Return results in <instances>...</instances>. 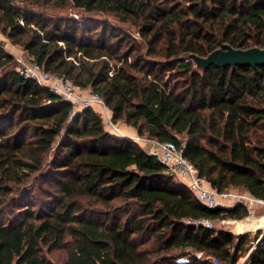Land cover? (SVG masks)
I'll return each instance as SVG.
<instances>
[{
	"label": "trees",
	"instance_id": "1",
	"mask_svg": "<svg viewBox=\"0 0 264 264\" xmlns=\"http://www.w3.org/2000/svg\"><path fill=\"white\" fill-rule=\"evenodd\" d=\"M70 6L111 15L139 40L106 20L47 14ZM0 33L100 96L112 123L180 147L212 190L264 200V66L202 70L189 58L264 48V0H0ZM13 60L0 44V264H52L47 254L67 236L65 264H176L189 251L236 264L248 252L249 234L216 225L244 219L243 205L204 207L98 112L70 117L72 104ZM257 239L250 264H264Z\"/></svg>",
	"mask_w": 264,
	"mask_h": 264
},
{
	"label": "built area",
	"instance_id": "2",
	"mask_svg": "<svg viewBox=\"0 0 264 264\" xmlns=\"http://www.w3.org/2000/svg\"><path fill=\"white\" fill-rule=\"evenodd\" d=\"M26 55L28 60H18V63H20L17 70L18 74L24 79L33 80L38 86L47 89L60 99L69 101L72 104V109L69 112L70 117L76 113L77 107L95 109L97 106L105 108L103 99L100 96L92 92L81 94L69 79L48 73L41 65L29 58L27 53ZM102 123L108 132L119 134V130L116 126H113L109 116H107V119L102 120ZM131 140L144 148L146 154L152 156L164 168L166 175L182 182L204 207L215 209L233 207L237 204L243 205L247 211L245 219L254 220L257 218L258 233L261 236L264 235V200L255 199L244 192L231 195L229 193L219 194L212 190L206 181L199 177L194 166L183 157L182 149L171 141L161 142L147 136H136ZM183 222L194 226L201 225L208 229L213 227V223L209 220H184ZM230 222V219H220L216 225L219 228H224ZM190 257L209 264H223L217 258L204 255L201 252L192 253L190 251L186 255L178 257L175 263L188 264Z\"/></svg>",
	"mask_w": 264,
	"mask_h": 264
},
{
	"label": "rangeland",
	"instance_id": "3",
	"mask_svg": "<svg viewBox=\"0 0 264 264\" xmlns=\"http://www.w3.org/2000/svg\"><path fill=\"white\" fill-rule=\"evenodd\" d=\"M47 14L50 15H58V16H67V17H72L74 19H83V18H87V19H94V20H106L108 22H110L113 25H117L122 27L123 29H126L129 31L130 35L132 38L138 39V35L137 32L135 30V28L127 25V24H119L117 22V20L108 14H99V13H92V14H84L83 12L73 8V7H68L64 10H47ZM0 44L2 45V47L4 48V50L8 53L11 54L14 57L13 60V68L17 71L20 67V63H18V60H22V61H26L28 60V57L26 55L27 52H25L22 48L13 45L6 37H4L1 33H0ZM29 56V55H28ZM30 58V57H29ZM83 95H84V91ZM86 93V92H85ZM97 107V106H96ZM101 108V107H100ZM76 109H82L80 107H77ZM98 110V109H97ZM100 116H101V120L107 119V116H109L110 120H111V113L109 112V110L105 107V108H101L100 111H97ZM113 126H116L117 129L119 130V127L117 126L116 123H112ZM111 135L117 136L121 139H126V140H131L130 138H127L126 136L122 135L119 131V134L116 132H110ZM178 139L181 141V138L178 137ZM132 141V140H131ZM137 144V143H136ZM139 147H141L139 144H137ZM176 181V180H175ZM242 191L241 190H237V189H230L227 193L231 194V195H238L240 194ZM256 220V221H255ZM231 222H236V223H229L227 225L224 226V228L226 231L233 233L234 235H242V234H249V250L248 252H246V254L243 255V257H241L236 264H250L249 262V256H250V252L252 251V249L255 247V245L257 244V241L254 240V235L258 234L259 230H258V221L257 218L254 219L255 223L252 227H246L244 229H242L239 226V223L244 222V221H249V219H240V220H234V219H230ZM69 237L67 236L65 239V244L59 248L53 249L52 251H50L46 258L52 263V264H65L66 263V248L68 246V242H69Z\"/></svg>",
	"mask_w": 264,
	"mask_h": 264
},
{
	"label": "water",
	"instance_id": "4",
	"mask_svg": "<svg viewBox=\"0 0 264 264\" xmlns=\"http://www.w3.org/2000/svg\"><path fill=\"white\" fill-rule=\"evenodd\" d=\"M196 67L206 70L211 66L235 67L249 65L251 67L264 66V48L251 47L247 49H235L229 45L210 52L207 56L191 54L189 56Z\"/></svg>",
	"mask_w": 264,
	"mask_h": 264
},
{
	"label": "crops",
	"instance_id": "5",
	"mask_svg": "<svg viewBox=\"0 0 264 264\" xmlns=\"http://www.w3.org/2000/svg\"><path fill=\"white\" fill-rule=\"evenodd\" d=\"M97 109H98V110H97ZM94 110L97 112V111H100L101 108H100V107H95ZM116 124H117V126L119 127V131H120V133H121L122 135L126 136L127 138H130V139H131V138H134V137L138 136L136 130L133 129V128H131V127H129V126H127L126 124H124V123H122V122H118V123H116ZM231 223L234 224V222H231Z\"/></svg>",
	"mask_w": 264,
	"mask_h": 264
},
{
	"label": "bare ground",
	"instance_id": "6",
	"mask_svg": "<svg viewBox=\"0 0 264 264\" xmlns=\"http://www.w3.org/2000/svg\"><path fill=\"white\" fill-rule=\"evenodd\" d=\"M255 221H256V220H255ZM255 221H254V220L244 221V222L239 223V226H240L242 229H244V228H246V227H252V226L254 225ZM234 223H236V222H234Z\"/></svg>",
	"mask_w": 264,
	"mask_h": 264
}]
</instances>
